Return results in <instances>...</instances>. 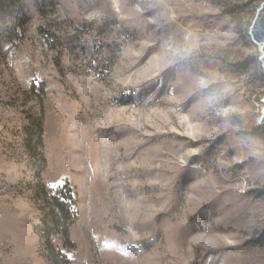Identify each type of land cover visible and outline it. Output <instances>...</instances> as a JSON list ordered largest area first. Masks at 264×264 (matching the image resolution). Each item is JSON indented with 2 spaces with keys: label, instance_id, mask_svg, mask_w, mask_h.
Masks as SVG:
<instances>
[{
  "label": "rangeland",
  "instance_id": "obj_1",
  "mask_svg": "<svg viewBox=\"0 0 264 264\" xmlns=\"http://www.w3.org/2000/svg\"><path fill=\"white\" fill-rule=\"evenodd\" d=\"M241 1L0 13V264H53L50 247L70 264H264V74ZM64 181L77 220L45 244Z\"/></svg>",
  "mask_w": 264,
  "mask_h": 264
},
{
  "label": "trees",
  "instance_id": "obj_2",
  "mask_svg": "<svg viewBox=\"0 0 264 264\" xmlns=\"http://www.w3.org/2000/svg\"><path fill=\"white\" fill-rule=\"evenodd\" d=\"M248 5V2L242 0L237 6H234L231 11L237 9H243ZM0 13L13 15L18 24L23 22V12L21 0H0ZM21 25V24H20ZM42 37L47 43L50 39L47 34H43L44 31L40 30ZM31 91L40 97V93H44V88L42 89L39 84L31 82ZM41 104V99H39ZM256 130V129H255ZM26 136L28 141H33L37 146H41V124H37V134L30 129L25 128ZM27 143L29 144V142ZM45 206L47 207L46 212L42 213L41 219V234L44 238L45 244L50 242V238L54 234H60L65 241H67L69 228L77 220V209H76V195L68 181L57 185L56 187L49 188L47 196L44 198ZM51 248V247H50ZM49 248L48 256L51 258L53 264H70L69 259L61 252H55Z\"/></svg>",
  "mask_w": 264,
  "mask_h": 264
},
{
  "label": "water",
  "instance_id": "obj_3",
  "mask_svg": "<svg viewBox=\"0 0 264 264\" xmlns=\"http://www.w3.org/2000/svg\"><path fill=\"white\" fill-rule=\"evenodd\" d=\"M248 34L252 43L258 46V51L260 53L259 61L261 62L264 74V0H262L260 7L255 13ZM258 125H264V108L259 118Z\"/></svg>",
  "mask_w": 264,
  "mask_h": 264
},
{
  "label": "bare ground",
  "instance_id": "obj_4",
  "mask_svg": "<svg viewBox=\"0 0 264 264\" xmlns=\"http://www.w3.org/2000/svg\"><path fill=\"white\" fill-rule=\"evenodd\" d=\"M254 2H255V4H257V6L255 8V11H257V9L260 7V5L262 3V0H255Z\"/></svg>",
  "mask_w": 264,
  "mask_h": 264
},
{
  "label": "built area",
  "instance_id": "obj_5",
  "mask_svg": "<svg viewBox=\"0 0 264 264\" xmlns=\"http://www.w3.org/2000/svg\"><path fill=\"white\" fill-rule=\"evenodd\" d=\"M255 1V0H254ZM254 3V2H253Z\"/></svg>",
  "mask_w": 264,
  "mask_h": 264
}]
</instances>
